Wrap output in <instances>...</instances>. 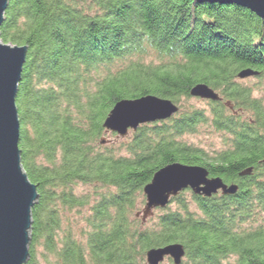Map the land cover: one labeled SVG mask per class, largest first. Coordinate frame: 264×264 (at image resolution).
I'll use <instances>...</instances> for the list:
<instances>
[{"label": "trees", "instance_id": "1", "mask_svg": "<svg viewBox=\"0 0 264 264\" xmlns=\"http://www.w3.org/2000/svg\"><path fill=\"white\" fill-rule=\"evenodd\" d=\"M0 36L28 45L19 145L40 196L25 264H148L150 248L173 242L186 247L182 264H264V102L236 80L244 68L264 77V18L196 0H9ZM199 82L225 98L209 100V114L181 108L120 146L101 144L118 101L179 103ZM209 122L227 133L213 156L180 140ZM175 162L206 166L239 190H190L197 211L185 190L143 222L145 186Z\"/></svg>", "mask_w": 264, "mask_h": 264}, {"label": "water", "instance_id": "2", "mask_svg": "<svg viewBox=\"0 0 264 264\" xmlns=\"http://www.w3.org/2000/svg\"><path fill=\"white\" fill-rule=\"evenodd\" d=\"M200 3L234 4L248 8L264 18V0H196ZM9 0H0V28L5 19ZM28 45L5 43L0 36V264H25L30 257L32 208L39 199L37 185L29 178L22 162L20 141V117L17 106L19 84L27 60ZM251 68L239 72L240 77L257 74ZM192 96L219 100L220 94L207 83L191 88ZM229 107H234L232 104ZM180 111L171 99L155 95L118 101L104 122L105 129L126 137L142 124L169 119ZM119 134V135H118ZM105 137L101 144L108 143ZM252 168L241 175L251 174ZM192 188L194 193L211 197L222 190L223 194H235L237 183H226L220 176H210L206 166L170 163L159 169L145 188V206L136 212L146 222L155 209L165 208L172 197ZM186 247L181 242L152 247L147 251L148 264H161L171 258L174 264H182Z\"/></svg>", "mask_w": 264, "mask_h": 264}, {"label": "rangeland", "instance_id": "3", "mask_svg": "<svg viewBox=\"0 0 264 264\" xmlns=\"http://www.w3.org/2000/svg\"><path fill=\"white\" fill-rule=\"evenodd\" d=\"M244 69H247V68H244ZM236 80L238 82L245 84V85H248V87L252 88L253 89V96L261 99L262 102H264V77H261V76L258 77L254 74L248 75L246 77H240L238 75ZM166 99H170V98H166ZM179 101L180 102L177 104L185 110L191 109V108H201V109H205L207 114L210 113V108H211L210 104L208 103V101L206 99H203L201 97H196V96H192V95L190 97H187V96L183 95L180 97ZM230 109L234 110L235 108L230 107ZM234 111L238 112L237 110H234ZM131 133H132V131L126 137H118L116 133L108 134V132H106V133L104 132V134L102 136H104L107 140H109L108 143H106V144L112 143V144H116L117 146H120V144L126 138L131 136ZM226 136H227L226 132L219 131L216 127L213 126L212 123L209 122L208 124H205L201 128V131L199 133L184 135V136L180 137V140L183 142H186L188 144L199 146V147L203 148L206 152H208L209 155L213 156L216 154L215 150L223 149L227 145L225 143ZM103 145H105V144H103ZM82 189H83V192L89 190V188L85 187V186H83V188L80 187L78 190L81 191ZM185 190H188L185 192V194H186V197L188 199V202L190 203L191 209L193 211H197L196 202L192 198V193L190 192V190H192V188H188ZM185 190H183V191H185ZM219 192L222 193V190H220ZM200 195H202V194H200ZM203 196H205V195H203ZM145 204H146V202L144 204H142L140 206V208L142 209L145 206ZM176 206H177L176 203H171L172 208H176ZM158 213H159V211L157 209V210H155L154 215H156ZM262 216H264V215L259 216V220H261V221L263 220ZM147 222L149 223V222H151V220H148ZM183 261H184V259H183ZM162 264H170V259L167 258Z\"/></svg>", "mask_w": 264, "mask_h": 264}, {"label": "bare ground", "instance_id": "4", "mask_svg": "<svg viewBox=\"0 0 264 264\" xmlns=\"http://www.w3.org/2000/svg\"><path fill=\"white\" fill-rule=\"evenodd\" d=\"M6 43V42H5ZM254 71H257L258 73L257 74H254V75H258L260 72L258 71V70H255V69H253ZM238 75H239V73H238ZM199 83H202V82H199ZM198 84V83H197ZM196 85V84H195ZM245 85V84H244ZM246 86H248V85H246ZM244 87V86H243ZM216 90V89H215ZM219 93V92H218ZM220 94V93H219ZM156 96V95H155ZM141 97H143V96H140L139 98H141ZM203 99H206V98H203ZM207 101H221V100H225V98L224 97H222V96H220V99L219 100H212V99H206ZM226 102V104L228 105V104H232V105H234L233 103H232V101L231 100H226L225 101ZM228 106H230V105H228ZM181 106H180V110H181ZM113 110V107L110 109V111L108 112V114H107V116L105 117V120H106V118L108 117V115L110 114V112ZM105 122V121H104ZM154 122H157V121H154ZM149 123H153V121L152 122H149ZM106 132H108V134H114V133H116L117 134V132H115L114 130H112V129H108V128H106L105 129V133ZM119 135V134H118ZM129 135V134H128ZM102 137H104V136H102ZM168 205H170V204H168ZM167 205V206H168ZM166 206V207H167ZM156 210V209H155ZM162 264V263H161Z\"/></svg>", "mask_w": 264, "mask_h": 264}]
</instances>
